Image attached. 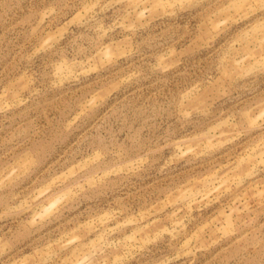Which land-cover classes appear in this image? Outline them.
<instances>
[{"label":"rangeland","instance_id":"rangeland-1","mask_svg":"<svg viewBox=\"0 0 264 264\" xmlns=\"http://www.w3.org/2000/svg\"><path fill=\"white\" fill-rule=\"evenodd\" d=\"M0 264H264V0H0Z\"/></svg>","mask_w":264,"mask_h":264}]
</instances>
